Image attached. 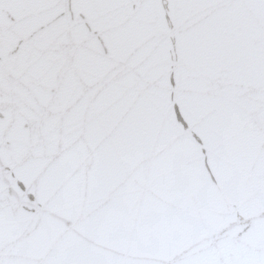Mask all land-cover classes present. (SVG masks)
<instances>
[{"label":"snow or ice","instance_id":"6c2138e0","mask_svg":"<svg viewBox=\"0 0 264 264\" xmlns=\"http://www.w3.org/2000/svg\"><path fill=\"white\" fill-rule=\"evenodd\" d=\"M0 264H264V0H0Z\"/></svg>","mask_w":264,"mask_h":264}]
</instances>
